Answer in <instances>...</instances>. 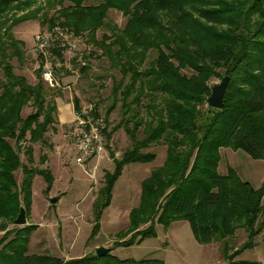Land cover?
Instances as JSON below:
<instances>
[{
  "label": "trees",
  "instance_id": "obj_1",
  "mask_svg": "<svg viewBox=\"0 0 264 264\" xmlns=\"http://www.w3.org/2000/svg\"><path fill=\"white\" fill-rule=\"evenodd\" d=\"M111 11L127 19L123 29L109 21ZM30 20H41L48 32L61 28L83 45L82 74L97 53L88 43L121 75L109 98L105 136L110 140L107 120L121 105L116 130L124 128L131 147L105 175L93 205L90 241L100 233L124 167L154 163L157 155L149 150L167 147L164 164L142 182L140 205L131 210L129 227L119 235L123 239L104 257L30 255L37 226L10 228L22 208L30 216L35 177H43L47 192L54 182L50 168L34 167V145H46L47 134L57 131L58 86L43 80L42 56L36 84L17 75L12 65L15 59L20 67L27 63L26 43L13 30ZM100 31H106L101 38ZM50 58L64 67L65 52L56 43ZM0 70V264H166L120 260L112 251L155 237L156 223L169 227L181 220L189 222L200 243L224 242L223 255L230 261L256 246L264 230V182L256 189L233 168L220 174L219 166L224 148L264 161V0H0ZM225 77L230 81L224 107L213 109L208 105L211 83ZM73 102L80 111L79 97ZM26 107L32 113L24 118ZM94 109L98 116V104ZM22 149L28 164L22 162ZM47 161L40 158L42 165ZM242 229L247 241L231 254L227 241Z\"/></svg>",
  "mask_w": 264,
  "mask_h": 264
},
{
  "label": "rangeland",
  "instance_id": "obj_2",
  "mask_svg": "<svg viewBox=\"0 0 264 264\" xmlns=\"http://www.w3.org/2000/svg\"><path fill=\"white\" fill-rule=\"evenodd\" d=\"M89 4L94 5L96 1H91ZM109 21L112 25L123 29L127 19L122 13L111 11ZM47 31L42 26L41 20H30L16 26L13 30L15 37L27 44V63L24 67H20L15 59L12 65L15 67V73L26 77L31 84L37 83V70L42 63V58L38 57L35 52L34 38L38 33ZM105 32L100 31L98 37L101 38ZM85 46L89 48V51L97 52L90 58L91 69L88 73L82 74L77 64L78 54L66 52L67 65L64 67H60L55 58L45 59L44 63L57 72L55 77L59 81V87L56 86L54 92L58 90L59 96L56 100L65 97L71 101L75 96L85 98L87 105L96 106L98 104V116L106 119L107 109L111 105L109 98L113 83L121 80V75L117 70L111 69L109 61L101 57V51H97L88 43ZM79 48L82 49L83 45L80 44ZM154 56L156 55L153 54L150 61ZM73 72L79 73V77L77 80L72 79L73 83H70L69 78L74 76ZM2 80L3 73L0 70V82ZM220 83V80L215 79L211 85L213 87ZM67 87L70 89H66ZM120 109L121 105H118L107 120L109 122L108 134H111V138L106 142L107 152L101 161H92L84 166L76 162L74 147L68 139L72 126L58 129L57 125L56 132L50 131L47 134L46 145L42 146L40 143L34 145V167L50 168L54 182L49 192H47L48 185L43 177L36 176L33 182L31 210L27 220L29 225L33 224L37 228L31 235L30 255L50 254L66 260L76 259L96 253L100 247L112 248L115 242L123 239V236L119 235H122L129 227L131 210L140 205L142 182L150 176L152 170L164 164L167 147L160 144L149 150L157 155L154 163H136L124 167L115 184L111 204L103 213L100 233L90 241L95 199L104 185L106 173H112L116 168L114 160L110 157L111 152L115 153V160H120L122 154L131 147V140L124 128L116 130L122 120ZM31 113L32 108L26 107L22 116L26 118ZM11 143L15 145L14 141ZM24 151V149L21 150V159L24 164H28ZM42 156L48 159L45 165L40 163ZM229 168L235 169L244 181L250 182L256 189L263 185L264 161L254 160L242 151L236 152L230 148H224L221 149L220 174L226 175ZM16 178L21 183L22 170L16 173ZM53 198H58V202L54 205L51 204ZM14 227L17 226H10L11 229ZM155 229V237L130 246L115 247L112 255L120 260L160 259L166 264H232L234 262L236 264H264V230L257 237L256 246L253 249L245 250L230 261L223 255L224 242L207 245L200 243L193 234L188 221H176L169 227L156 223ZM3 235L4 233L0 232V239ZM130 237L131 235L124 240H129ZM247 238L248 234L245 230H238L236 235L227 241L231 249L230 253L236 252L247 241Z\"/></svg>",
  "mask_w": 264,
  "mask_h": 264
},
{
  "label": "built area",
  "instance_id": "obj_3",
  "mask_svg": "<svg viewBox=\"0 0 264 264\" xmlns=\"http://www.w3.org/2000/svg\"><path fill=\"white\" fill-rule=\"evenodd\" d=\"M35 52L38 57L42 56L46 60L51 57V48L54 43L57 47L69 54H78L77 63L80 68L86 66V61L82 59L80 42L73 39L61 28H55L51 32L38 33L34 38ZM43 80L50 87L58 86L54 77V70L49 65L43 67ZM106 122L101 116L95 113L94 105H86L76 113V119L70 128L68 139L76 153V162L87 165L90 162L101 161L107 152L106 147Z\"/></svg>",
  "mask_w": 264,
  "mask_h": 264
},
{
  "label": "water",
  "instance_id": "obj_4",
  "mask_svg": "<svg viewBox=\"0 0 264 264\" xmlns=\"http://www.w3.org/2000/svg\"><path fill=\"white\" fill-rule=\"evenodd\" d=\"M229 77H225L220 84L214 85L212 87V94L208 98V105L217 110H222L224 107V98L227 93L228 85H229ZM111 159L115 160L116 155L114 152H111ZM58 202V198L51 199V204H56ZM28 220L26 211L24 208L21 209L20 214L14 221V226L17 227H26L28 226ZM111 251V248L100 247L96 250V255L98 257H104Z\"/></svg>",
  "mask_w": 264,
  "mask_h": 264
},
{
  "label": "crops",
  "instance_id": "obj_5",
  "mask_svg": "<svg viewBox=\"0 0 264 264\" xmlns=\"http://www.w3.org/2000/svg\"><path fill=\"white\" fill-rule=\"evenodd\" d=\"M25 42V41H24ZM26 43V42H25ZM27 45V44H26ZM67 65V60L65 59V65ZM57 72H53L54 74V77H55V74ZM74 76L71 77V79L69 78V82L70 83H73L72 79H75L77 80L78 79V75L79 73H76V72H73ZM64 77V76H63ZM56 78V77H55ZM57 80V79H56ZM62 79L60 80V83L62 84ZM66 81V80H65ZM67 83H69L68 81H66ZM57 84H58V87H59V81H57ZM66 89H70L69 87H67ZM73 98V96H72ZM80 101H81V104H80V109L84 106L87 105L86 103V99L85 98H79ZM74 100H67L65 97L64 98H59L56 100V103H57V107H58V115H57V118H58V122H59V125H58V129L60 128H65V127H71L72 124L74 123L75 119H76V109H75V105H74ZM57 127V126H56Z\"/></svg>",
  "mask_w": 264,
  "mask_h": 264
}]
</instances>
